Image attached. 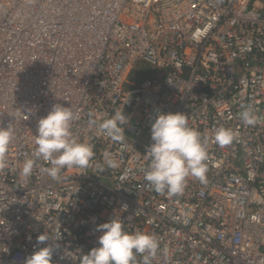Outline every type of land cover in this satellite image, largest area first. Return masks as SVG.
<instances>
[{
  "label": "built area",
  "instance_id": "built-area-1",
  "mask_svg": "<svg viewBox=\"0 0 264 264\" xmlns=\"http://www.w3.org/2000/svg\"><path fill=\"white\" fill-rule=\"evenodd\" d=\"M56 103L80 111L72 133L94 157L57 180L37 160L24 180L37 122ZM246 109L254 125L241 120ZM116 111L130 118L123 142L98 127ZM160 112H184L207 139L205 182L189 177L175 196L144 179ZM9 125L0 264H24L43 232L58 244L56 264H81L96 226L114 217L160 239L152 264H264V0H0V127ZM219 127L238 133L230 145L214 141Z\"/></svg>",
  "mask_w": 264,
  "mask_h": 264
},
{
  "label": "clouds",
  "instance_id": "clouds-1",
  "mask_svg": "<svg viewBox=\"0 0 264 264\" xmlns=\"http://www.w3.org/2000/svg\"><path fill=\"white\" fill-rule=\"evenodd\" d=\"M29 109L22 111L30 116ZM240 118L246 125L256 123V116L251 109L241 112ZM80 119L78 109L73 110L70 105L61 103L53 104L48 114L37 122L35 159L24 161L20 177L24 180L30 178L37 160L41 159L48 162L49 167L44 171L53 180L59 179L61 170L65 168L89 167L94 157L93 147L78 142L72 133L73 123ZM129 119L125 113L116 111L110 118L99 122L98 127L113 142H123ZM89 124L97 125V120L91 118V114ZM237 135L231 128L219 127L213 139L220 147H225ZM12 139V127H0V167L6 166V154ZM151 141L146 149L150 165L144 179L157 193L167 192L169 196L181 194L189 177L205 182L207 139H202L201 133L189 126L184 112H160L151 125ZM105 162L107 168L119 167V162L107 154ZM100 171L106 169L101 167ZM124 207L127 208V205ZM95 230L101 233L98 244L80 255L81 264H137V256L141 257L140 264H152L160 251V239L155 234L139 230L125 231L122 221L115 217L98 224ZM49 241L50 237L46 233L39 234L36 245L40 247L34 245L36 250L25 258L24 264H56L53 257L58 244L54 246Z\"/></svg>",
  "mask_w": 264,
  "mask_h": 264
},
{
  "label": "bare ground",
  "instance_id": "bare-ground-1",
  "mask_svg": "<svg viewBox=\"0 0 264 264\" xmlns=\"http://www.w3.org/2000/svg\"><path fill=\"white\" fill-rule=\"evenodd\" d=\"M48 6H49V5H48ZM14 15H15V16H17V14H16V13H15ZM28 17H29V16L22 17V18H24V19H28ZM9 34H10V32H9ZM7 36H8V33H6V34H5V37H6V38H8ZM9 37H10V36H9ZM7 40H8V39H7ZM5 41H6V40H5Z\"/></svg>",
  "mask_w": 264,
  "mask_h": 264
},
{
  "label": "rangeland",
  "instance_id": "rangeland-1",
  "mask_svg": "<svg viewBox=\"0 0 264 264\" xmlns=\"http://www.w3.org/2000/svg\"><path fill=\"white\" fill-rule=\"evenodd\" d=\"M140 77H142V75H140Z\"/></svg>",
  "mask_w": 264,
  "mask_h": 264
}]
</instances>
